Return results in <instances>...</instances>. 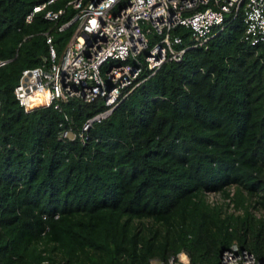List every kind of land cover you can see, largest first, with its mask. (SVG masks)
Returning a JSON list of instances; mask_svg holds the SVG:
<instances>
[{
    "label": "trees",
    "instance_id": "trees-1",
    "mask_svg": "<svg viewBox=\"0 0 264 264\" xmlns=\"http://www.w3.org/2000/svg\"><path fill=\"white\" fill-rule=\"evenodd\" d=\"M42 1L0 0V264H217L233 242L264 256V45L242 12L207 46L175 25L180 59L83 128L101 97L25 111L14 94L23 68L48 62L46 32L59 53L73 28H58L66 0L27 21Z\"/></svg>",
    "mask_w": 264,
    "mask_h": 264
},
{
    "label": "built area",
    "instance_id": "built-area-1",
    "mask_svg": "<svg viewBox=\"0 0 264 264\" xmlns=\"http://www.w3.org/2000/svg\"><path fill=\"white\" fill-rule=\"evenodd\" d=\"M52 1L34 5L25 19L29 21L34 11ZM66 4L75 11L58 25L62 29L73 22L62 50L55 51L52 36L46 32L48 62L23 68L14 86L15 97L25 111L51 103L58 107L60 100L69 97H101L105 107L96 114L107 115L163 62L180 59L185 47L180 46L181 35L172 34L177 24L190 29L189 45L207 46L214 27H223L226 13L240 11L245 39L264 45V0H66ZM63 10L48 8L45 16L54 19ZM141 21L150 23L160 37L151 42ZM61 135L73 133L64 129ZM181 253L184 255L179 258L158 259L159 263L152 259L150 264H189L187 254ZM217 264H264V256L233 242L220 251Z\"/></svg>",
    "mask_w": 264,
    "mask_h": 264
},
{
    "label": "rangeland",
    "instance_id": "rangeland-1",
    "mask_svg": "<svg viewBox=\"0 0 264 264\" xmlns=\"http://www.w3.org/2000/svg\"><path fill=\"white\" fill-rule=\"evenodd\" d=\"M229 15V13H226V16ZM141 25L143 27V30L145 31V34L148 36V38L150 39L151 42H153L154 40L158 39L160 37V35L156 34L155 29L152 27V25L146 21H141ZM217 27H214V29H216ZM57 34H55L54 38V45L57 47ZM222 195L219 192H209L208 193V198L212 201H219L222 198ZM181 255L184 254H178L176 258H179ZM154 262L159 263L160 261L158 259L154 260ZM176 264H184V263H178V261H176Z\"/></svg>",
    "mask_w": 264,
    "mask_h": 264
},
{
    "label": "water",
    "instance_id": "water-1",
    "mask_svg": "<svg viewBox=\"0 0 264 264\" xmlns=\"http://www.w3.org/2000/svg\"><path fill=\"white\" fill-rule=\"evenodd\" d=\"M99 117H101V114L94 115L93 117H91L90 119H88V123H90L92 120L99 119Z\"/></svg>",
    "mask_w": 264,
    "mask_h": 264
},
{
    "label": "clouds",
    "instance_id": "clouds-1",
    "mask_svg": "<svg viewBox=\"0 0 264 264\" xmlns=\"http://www.w3.org/2000/svg\"><path fill=\"white\" fill-rule=\"evenodd\" d=\"M95 115H96V114H95ZM93 116H94V115H93ZM93 116H92V117H93ZM99 118H100V117H99ZM89 119H90V118H89ZM90 123H91V122H90ZM88 124H89V123H88Z\"/></svg>",
    "mask_w": 264,
    "mask_h": 264
}]
</instances>
